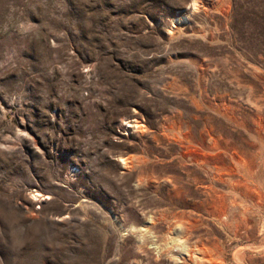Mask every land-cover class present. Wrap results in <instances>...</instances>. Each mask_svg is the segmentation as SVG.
<instances>
[{"label":"rangeland","instance_id":"rangeland-1","mask_svg":"<svg viewBox=\"0 0 264 264\" xmlns=\"http://www.w3.org/2000/svg\"><path fill=\"white\" fill-rule=\"evenodd\" d=\"M0 209V264H264V0H0Z\"/></svg>","mask_w":264,"mask_h":264},{"label":"clouds","instance_id":"clouds-1","mask_svg":"<svg viewBox=\"0 0 264 264\" xmlns=\"http://www.w3.org/2000/svg\"><path fill=\"white\" fill-rule=\"evenodd\" d=\"M0 217L4 218L5 224L11 230L12 243L15 248H23L29 241V229L20 225L21 216L12 210L5 212L0 209Z\"/></svg>","mask_w":264,"mask_h":264},{"label":"bare ground","instance_id":"bare-ground-1","mask_svg":"<svg viewBox=\"0 0 264 264\" xmlns=\"http://www.w3.org/2000/svg\"><path fill=\"white\" fill-rule=\"evenodd\" d=\"M128 126H129V125H128ZM34 193H35V192H34ZM39 196H41V194H39V193H37V192L33 195V197H35V198H36V197H37V198H40ZM42 198H43V197H42Z\"/></svg>","mask_w":264,"mask_h":264}]
</instances>
